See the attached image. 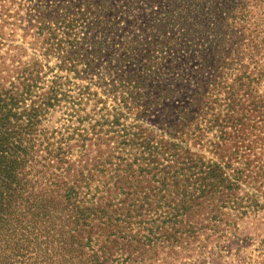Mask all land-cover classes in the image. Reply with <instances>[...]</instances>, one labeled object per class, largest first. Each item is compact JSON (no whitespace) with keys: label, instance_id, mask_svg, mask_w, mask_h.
<instances>
[{"label":"rangeland","instance_id":"374dc122","mask_svg":"<svg viewBox=\"0 0 264 264\" xmlns=\"http://www.w3.org/2000/svg\"><path fill=\"white\" fill-rule=\"evenodd\" d=\"M31 1L33 3L0 0V38L6 44L1 47L0 55L6 62L10 64L9 56L18 53L19 61L29 63L37 57L45 65L41 48L49 37H37V21L42 17L35 15L32 9L39 1L49 10V20L63 19V14L67 13H87L92 20H88L86 30L79 34V49L82 58L91 59L99 51L101 57L95 61L87 79L81 75L72 81L76 84L72 87L75 98L83 87L90 86V102L84 103L81 115L92 120V124L94 121L103 123L102 117L108 118V114L115 115L118 98L108 93L109 88L103 84L118 87L120 79L136 70L142 71L143 66L147 70L154 69L153 59L156 58L163 82L158 84L153 79L141 85L139 91L145 100L141 102L142 121L138 122L157 135L163 130L174 135L176 130L172 123L180 126L186 115L194 114L190 132L196 135L182 137L194 161L222 162L223 166L229 163L231 170L239 172L240 190L234 191L231 197L224 192L213 200L214 204L203 205L201 212L182 225L167 224L164 230L158 231L162 226L160 221L149 223L167 210L165 202L153 198L152 213H143L134 222L130 220L133 224L129 226L135 235L127 230L121 247L109 246L107 251L98 252L99 264H264V0H196L194 8L189 0ZM238 5L243 10L237 9L239 11L232 14L230 9ZM111 23L115 24L117 32L103 34L101 29ZM169 23L174 28L169 36L173 39L170 44H165L160 34L156 39L161 40L158 49L156 44L145 45L151 39L153 43L157 36L154 26L168 28ZM48 25L52 27L53 23ZM136 37L141 47L135 49L133 58L122 67L118 63L120 50L126 41ZM9 46L21 47L23 51L10 50ZM54 65L52 61L49 67ZM11 76V69L10 74L0 69V83L6 88ZM193 102L197 105L195 109L185 110L187 104ZM64 105L68 109L60 108L45 122L44 128L49 134L60 127L65 111H74L69 102ZM171 107L175 113L169 114L165 109L172 111ZM136 113L123 111L121 115L127 118L121 117L120 122L128 126L134 124ZM12 124L14 122H10L9 127ZM164 136L168 140V135ZM110 138L122 141L119 133L110 134ZM95 142L96 139L87 143L92 149L89 160L97 158ZM113 142L101 151L117 147V142ZM81 144L82 141L73 151L74 161L86 153L80 154ZM97 179L107 181L101 176ZM249 205L250 211L244 215L242 206ZM140 222L142 225L138 227ZM124 244H129L125 250ZM93 255L88 253L87 256Z\"/></svg>","mask_w":264,"mask_h":264},{"label":"trees","instance_id":"16d2710c","mask_svg":"<svg viewBox=\"0 0 264 264\" xmlns=\"http://www.w3.org/2000/svg\"><path fill=\"white\" fill-rule=\"evenodd\" d=\"M188 2L193 8L198 3ZM32 9L42 17L39 21L36 16L32 17L39 24L37 37H49L41 48L45 65L37 57L29 63L19 61L18 53L9 56V64L0 55V69L9 74L10 69L13 72L7 88L0 83V264H99L98 252L107 251L109 246L121 247L127 230L135 235L129 226L133 224L130 220L134 222L143 213H152L153 198L165 202L167 209L149 221H160L159 231L167 224L189 222L195 213L201 212L203 205L214 204L213 200L224 192L231 197L234 191L240 190L239 172L231 170L229 163L223 166L222 162L194 161L187 142L182 139L185 135H196L190 132L194 114L186 115L180 126L172 123L174 135L166 130L157 135L138 122L142 121L141 102L145 100L139 91L141 85L153 79L158 84L163 82L156 58L154 69L143 66L142 71L136 70L120 79L118 87L103 84L109 88L108 93L118 98L115 115L103 116V123L94 121L93 124L84 118L81 112L84 103L90 102V86L83 87L75 98L72 87L76 84L72 81L81 75L87 79L95 61L101 57L99 51L91 59L82 58L79 49V34L92 19L78 11L63 14V19L49 20V10L43 1ZM237 9L243 10L238 5L230 9L231 13ZM49 22L53 23L52 27ZM154 27L157 36L153 43L152 39L147 41L146 46L156 44L158 49L161 40L165 44L173 41L169 38L174 32L170 23L168 28ZM117 30L113 23L101 29L103 34ZM160 34L163 37L156 41ZM3 40L0 38V54L1 47L6 46ZM9 47L23 51L21 47ZM138 47L141 44L137 37L126 41L118 63L125 67ZM52 61L55 65L49 67ZM97 79L102 80L101 76ZM167 95L170 97L171 92ZM68 102L74 111H65L60 127L49 134L44 128L45 122L53 112L67 108L64 103ZM196 106V102L187 104L185 110L192 112ZM171 110L165 109L169 114L175 113L172 107ZM123 111L131 115L138 112L134 124L120 122L121 117L127 118L121 115ZM10 122H14L11 127ZM116 133L122 141L110 138V134ZM94 139L98 155L89 160L92 149L87 143ZM114 140L117 147L101 151ZM81 141L80 154L86 153L74 161L73 151ZM120 148L126 150L121 152ZM181 157L188 159L179 160ZM98 176L107 181L97 179ZM250 207L242 206L244 215ZM128 245L124 244L123 250ZM88 253L94 255L89 257Z\"/></svg>","mask_w":264,"mask_h":264}]
</instances>
